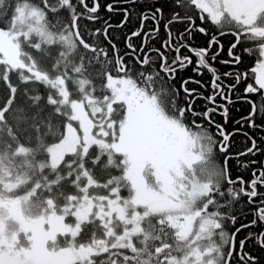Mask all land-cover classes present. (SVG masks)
<instances>
[{
	"label": "snow or ice",
	"instance_id": "obj_1",
	"mask_svg": "<svg viewBox=\"0 0 264 264\" xmlns=\"http://www.w3.org/2000/svg\"><path fill=\"white\" fill-rule=\"evenodd\" d=\"M0 21V264H260L264 0H0Z\"/></svg>",
	"mask_w": 264,
	"mask_h": 264
},
{
	"label": "trees",
	"instance_id": "obj_2",
	"mask_svg": "<svg viewBox=\"0 0 264 264\" xmlns=\"http://www.w3.org/2000/svg\"><path fill=\"white\" fill-rule=\"evenodd\" d=\"M100 2H101L102 4L109 3V2L114 3L115 0H100ZM101 14H103V16L105 15V17L111 15V16L113 17V23H118V22L122 19V16H121V15L116 14V13H111V14H110V13L104 11L103 9H102V13H101ZM135 23H136V22H135V20H134V21H133V25H130L129 28H125V29H123V30H121V29H116V31H115V33H114V35H116L117 38H118V47L120 48L121 53H123V52L125 51V48H124V42H123V37H124L125 34H127V33L131 30V27L134 26ZM89 25H90L91 27H98V26H100V25H92L91 23H89ZM6 27H7V24H6L5 22L0 21V28H6ZM177 27H180V26L178 25ZM140 42H141V41H139V43H140ZM134 43L137 44V45H139L137 39H134ZM0 59H3L2 54H0ZM247 62H249V61H248L247 59L244 58V65L242 66L241 71H245V70H246V68H247V67H246V66H247ZM2 67H4V66H3V65H0V68H2ZM10 75H11L12 82L15 83V82H16V75H15V72L11 73ZM189 75H194V74L192 73V71H191V68H189V69H187L185 72L181 73V76H183V77H187V76H189ZM203 79H204L205 81L208 79L207 74H205V76L203 77ZM5 83H6V82L0 81V99H2L3 96H5V95L7 94V89H6V87H5ZM189 87H190V88H194V87H197V86L193 84V85H189ZM241 87H243V86H241ZM198 104H199V105H202V104H203V101H197V105H198ZM237 106L240 107V108L243 110V107H244L243 105H237ZM233 114H234V115H237V113H236L235 111L233 112ZM217 119H219V117H217ZM238 139H239V138H238ZM256 159H257L258 161H264V156H257ZM97 178H98L99 180H103V179H105V177H102V176H100L99 174L97 175ZM69 191H72V189H69ZM91 191H92V193L95 195V194H98V193L102 194L104 190H102V189H92ZM121 195H122V196H127V195H128L127 190H122ZM249 207H250V206H249ZM247 219L250 220V219H252V217H251V216H248ZM237 226H239V225H237ZM81 239H85V240H86V239H87V235H85L84 237H81ZM248 247H249L250 250L253 251V254H254L255 256L260 257V264H264V251H260V250H258V249H252V246H251V245H249Z\"/></svg>",
	"mask_w": 264,
	"mask_h": 264
},
{
	"label": "flooded vegetation",
	"instance_id": "obj_3",
	"mask_svg": "<svg viewBox=\"0 0 264 264\" xmlns=\"http://www.w3.org/2000/svg\"><path fill=\"white\" fill-rule=\"evenodd\" d=\"M101 13H102V10H101ZM100 13V14H101ZM101 16L102 17H105V15L103 16V14H101ZM197 23H199V21H197ZM89 27H91L90 25H89ZM134 39H137L138 40V43H139V41H140V39H138V38H134ZM233 39V37H231V36H224V37H222L221 38V40H222V43H224L225 44V46L227 47V45H228V42L230 41V40H232ZM204 41H205V38L204 37H200L197 41H195L196 43H200V44H203L204 43ZM140 44V43H139ZM245 59H247L249 62H247V68H246V70H250L253 66H254V61H253V59L252 58H249V57H247V56H245L244 57ZM244 65V64H243ZM223 70V69H222ZM248 82H254V76L251 74V72L249 71V80H248ZM241 86H243V85H241Z\"/></svg>",
	"mask_w": 264,
	"mask_h": 264
},
{
	"label": "rangeland",
	"instance_id": "obj_4",
	"mask_svg": "<svg viewBox=\"0 0 264 264\" xmlns=\"http://www.w3.org/2000/svg\"><path fill=\"white\" fill-rule=\"evenodd\" d=\"M86 111L90 112V109H86ZM89 118L94 119L91 116ZM69 222H71V218H69ZM45 259L49 260L51 262V264H58V258H56V257H45Z\"/></svg>",
	"mask_w": 264,
	"mask_h": 264
},
{
	"label": "bare ground",
	"instance_id": "obj_5",
	"mask_svg": "<svg viewBox=\"0 0 264 264\" xmlns=\"http://www.w3.org/2000/svg\"><path fill=\"white\" fill-rule=\"evenodd\" d=\"M199 105V104H198Z\"/></svg>",
	"mask_w": 264,
	"mask_h": 264
}]
</instances>
